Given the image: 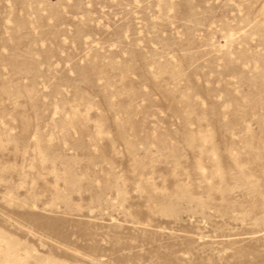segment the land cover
Segmentation results:
<instances>
[{
    "label": "rangeland",
    "instance_id": "obj_1",
    "mask_svg": "<svg viewBox=\"0 0 264 264\" xmlns=\"http://www.w3.org/2000/svg\"><path fill=\"white\" fill-rule=\"evenodd\" d=\"M0 264H264V0H0Z\"/></svg>",
    "mask_w": 264,
    "mask_h": 264
}]
</instances>
